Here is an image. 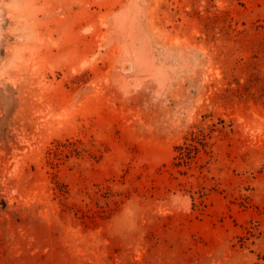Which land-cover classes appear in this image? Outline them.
Segmentation results:
<instances>
[{"label":"rangeland","instance_id":"374dc122","mask_svg":"<svg viewBox=\"0 0 264 264\" xmlns=\"http://www.w3.org/2000/svg\"><path fill=\"white\" fill-rule=\"evenodd\" d=\"M0 20V264H264V0Z\"/></svg>","mask_w":264,"mask_h":264},{"label":"bare ground","instance_id":"6f19581e","mask_svg":"<svg viewBox=\"0 0 264 264\" xmlns=\"http://www.w3.org/2000/svg\"><path fill=\"white\" fill-rule=\"evenodd\" d=\"M1 21V20H0Z\"/></svg>","mask_w":264,"mask_h":264}]
</instances>
